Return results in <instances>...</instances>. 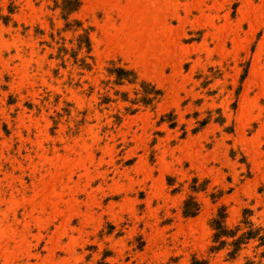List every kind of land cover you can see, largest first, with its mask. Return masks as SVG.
<instances>
[{"label": "rangeland", "instance_id": "rangeland-1", "mask_svg": "<svg viewBox=\"0 0 264 264\" xmlns=\"http://www.w3.org/2000/svg\"><path fill=\"white\" fill-rule=\"evenodd\" d=\"M0 264H264V0H0Z\"/></svg>", "mask_w": 264, "mask_h": 264}]
</instances>
